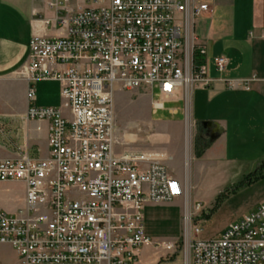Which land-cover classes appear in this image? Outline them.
<instances>
[{"label": "built area", "instance_id": "2783aa9c", "mask_svg": "<svg viewBox=\"0 0 264 264\" xmlns=\"http://www.w3.org/2000/svg\"><path fill=\"white\" fill-rule=\"evenodd\" d=\"M49 4L64 9L60 0ZM207 9L197 0H79L59 17L62 35L32 37L19 74L30 83L26 119L47 123L48 153L18 148L0 158V182L26 187L16 211L0 206V244L16 250L18 264H134L153 242L145 208L185 189L159 153L117 151L115 95L147 91L156 110L210 86L206 47L193 34L195 18ZM228 62L215 57V69L223 72ZM43 80L60 83L67 112L35 103V84ZM249 81L242 80L247 89ZM12 123L0 115L4 145ZM192 219L185 250L191 264H264V201L219 238L198 237ZM154 244L175 250L171 242Z\"/></svg>", "mask_w": 264, "mask_h": 264}, {"label": "crops", "instance_id": "0c3cea01", "mask_svg": "<svg viewBox=\"0 0 264 264\" xmlns=\"http://www.w3.org/2000/svg\"><path fill=\"white\" fill-rule=\"evenodd\" d=\"M50 1L54 0H0V115L13 118L10 143L4 145L0 138V158L11 157L18 148L27 149L32 156L48 153L47 123L26 119L30 83L19 70L28 61L32 37L62 35L59 17L79 3V0H60L64 9L59 10L50 6ZM197 1L208 4V9L195 18L193 34L206 47L208 71L213 82L208 87L194 89L187 100L178 95L166 100L164 105L183 101L182 110L172 108L170 113L182 114L189 126L193 123L202 127L204 132L211 133L213 140L200 157L192 155L194 165L187 168L185 164V172L182 169L184 159L180 167L175 166L171 158L165 160L173 175L183 183L186 194L189 188L199 187L215 193L238 191L239 187L250 188L264 178L263 168L259 178L246 181L248 176H257L258 171L253 170L264 161V0ZM221 55L229 59L223 72L217 71L214 65V58ZM243 79H250L248 89ZM35 88L38 106H60L63 98L58 81H38ZM38 126L41 130H37ZM127 149L143 151L123 145L117 147L118 152ZM0 183L13 184L11 190L17 198L15 203L4 201L0 206L9 212L16 211L23 205L25 184L18 181ZM198 199L194 196L192 203L198 202V207H203ZM263 201L264 188H257L238 207L254 209ZM211 204L207 202L205 207ZM148 244L152 243L141 247L134 264L143 263H140L141 252ZM161 256L154 250L153 259L146 264L177 262V259L171 263L161 262L165 260ZM184 259L182 264H191L186 257ZM18 263L16 250L10 244H0V264Z\"/></svg>", "mask_w": 264, "mask_h": 264}, {"label": "rangeland", "instance_id": "374dc122", "mask_svg": "<svg viewBox=\"0 0 264 264\" xmlns=\"http://www.w3.org/2000/svg\"><path fill=\"white\" fill-rule=\"evenodd\" d=\"M127 93L130 96L127 97ZM153 99H159L157 88L153 90ZM151 100L149 93L144 90L116 93L115 114L118 134H121L119 136L121 145L143 149V151L145 149L146 151H154L159 153L164 160L171 158L170 161L177 167H180L179 164L184 159L182 169L185 172V164L187 168L194 165L195 158L192 155L197 156L198 149L202 150L208 146L211 143L212 135L211 133L207 134L202 127L193 123L189 126L182 114L173 115L170 113L172 108L182 110L183 101L166 102L164 109L155 110ZM60 106L67 112L65 100H62ZM129 135L133 136L130 138ZM260 167L261 164L256 170H253V172L258 171L257 176H252L249 182L261 176ZM169 170L173 174L170 167ZM187 173H189L188 170ZM260 180L250 188L239 189L240 179L237 181L238 191L226 190L225 193H215L213 190L203 187L189 188L187 194L184 191L181 197L173 201L148 205L144 210L147 236L154 243L158 241L174 243L175 250L155 249V247L162 248L152 242L141 252L140 263L146 264L153 259L154 250L163 255L162 258H165V260L161 259V262L171 263L176 259V264L185 262L187 242L192 238L190 231L192 227L187 224V217H192V225L199 226L201 232L203 230L202 235L200 232L198 237H203V239L221 237L229 223L238 221L255 210L256 207L251 209V207H238V205L249 197L255 189L264 188V178H260ZM12 185L0 183V204L4 205V201L16 202L15 192L11 190ZM194 196L199 198L198 201H201L203 207H198L200 206L198 202L192 203ZM207 202L212 203L211 207H205Z\"/></svg>", "mask_w": 264, "mask_h": 264}, {"label": "trees", "instance_id": "16d2710c", "mask_svg": "<svg viewBox=\"0 0 264 264\" xmlns=\"http://www.w3.org/2000/svg\"><path fill=\"white\" fill-rule=\"evenodd\" d=\"M212 140H213V138H211V142H212ZM209 146V145H208ZM208 146H206L204 149H198L197 150V156L198 157H200L202 154H203V152H204V150L208 147ZM264 168V161L261 163V167H260V169L262 170ZM249 179H251V176H248V177H246V181H249ZM242 182H244V181H242ZM241 182V183H242ZM240 183V184H241Z\"/></svg>", "mask_w": 264, "mask_h": 264}, {"label": "bare ground", "instance_id": "6f19581e", "mask_svg": "<svg viewBox=\"0 0 264 264\" xmlns=\"http://www.w3.org/2000/svg\"><path fill=\"white\" fill-rule=\"evenodd\" d=\"M133 135H129V137L131 138Z\"/></svg>", "mask_w": 264, "mask_h": 264}]
</instances>
